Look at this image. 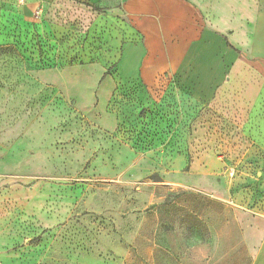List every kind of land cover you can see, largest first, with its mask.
<instances>
[{"label":"rangeland","instance_id":"obj_1","mask_svg":"<svg viewBox=\"0 0 264 264\" xmlns=\"http://www.w3.org/2000/svg\"><path fill=\"white\" fill-rule=\"evenodd\" d=\"M119 3L0 1V264H264V160L219 146L251 106L126 76Z\"/></svg>","mask_w":264,"mask_h":264},{"label":"crops","instance_id":"obj_2","mask_svg":"<svg viewBox=\"0 0 264 264\" xmlns=\"http://www.w3.org/2000/svg\"><path fill=\"white\" fill-rule=\"evenodd\" d=\"M117 8L131 20L135 34L124 46L126 76H137L149 88L165 74L176 76L199 103H211L218 96L226 113L237 111L238 105H250L251 115L245 122L221 116L219 146L240 153L236 137L244 127L251 151L262 163L264 0H120ZM2 16L0 7V42ZM245 73L252 74L247 84ZM62 75H55L54 82H61ZM215 111L207 107L199 119L209 135L216 128ZM260 236L257 229L252 231L251 248Z\"/></svg>","mask_w":264,"mask_h":264},{"label":"trees","instance_id":"obj_3","mask_svg":"<svg viewBox=\"0 0 264 264\" xmlns=\"http://www.w3.org/2000/svg\"><path fill=\"white\" fill-rule=\"evenodd\" d=\"M92 8L94 11L96 12H102L103 10L101 8H99L98 6H94L92 5ZM111 68L107 71V73L103 76V79L108 75V73L110 72Z\"/></svg>","mask_w":264,"mask_h":264}]
</instances>
